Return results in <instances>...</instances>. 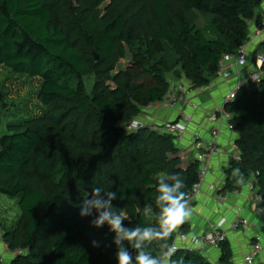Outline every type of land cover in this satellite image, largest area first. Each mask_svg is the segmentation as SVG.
Returning <instances> with one entry per match:
<instances>
[{"label":"trees","instance_id":"16d2710c","mask_svg":"<svg viewBox=\"0 0 264 264\" xmlns=\"http://www.w3.org/2000/svg\"><path fill=\"white\" fill-rule=\"evenodd\" d=\"M105 1L111 3L100 17L97 9ZM263 3L142 0L138 4L155 17L147 30L139 8L125 0H0V67L40 78L38 97L45 105H66L0 133V193L18 197L21 209L15 225L2 234L10 250L22 252L11 264H117L115 234L108 225L91 226L95 212L79 216L85 195L91 198L94 187L116 191L113 205L127 211L125 226H135L154 222L142 210L153 204L159 174L179 173L184 191L193 187L199 163L184 162L175 135L127 127L170 90L171 54L197 86L210 84L221 56L235 52L261 24ZM199 14L210 19L205 27L198 25ZM127 48L132 65L114 73ZM91 73L96 75L93 92L85 80ZM226 108L242 151L228 172L238 169L242 180L256 179L264 209V78ZM236 179L228 178L226 187L234 189ZM180 232H187L185 224ZM175 238L173 232L169 242ZM219 248L220 264H235L228 239ZM178 249L174 258L183 256L186 264H212L200 250ZM152 251L159 254V242Z\"/></svg>","mask_w":264,"mask_h":264},{"label":"built area","instance_id":"2783aa9c","mask_svg":"<svg viewBox=\"0 0 264 264\" xmlns=\"http://www.w3.org/2000/svg\"><path fill=\"white\" fill-rule=\"evenodd\" d=\"M264 44V12L262 13V21L259 26H254L246 41L241 44L235 52L224 53L218 63V70L214 81L208 85L192 86L191 84L178 82L171 85L170 90L165 97L157 102L149 103L145 107V112L141 113L132 124L127 127L128 130H136L143 127H150L160 132H167L173 134L177 138V142H181L186 134L189 133L191 124H193L192 115L185 110H181L179 117L167 121L162 124L149 123L146 118L150 110L157 113L159 111L177 108L181 104L189 105L194 109H199L201 106L198 102L193 100L194 95L201 94L204 91L212 88L218 82L228 83L232 79L229 91L223 96L222 104L215 110L207 111L206 115L209 121L217 123L210 129V137L204 138L198 132L191 134L193 145L192 149L195 152V160L199 163V179L193 187L187 191V199L189 201L190 209L193 207V202L196 195L202 190L203 185L207 181L208 175L212 171V163L216 155L222 154L223 148L220 145L221 127L225 125L229 130L236 132L235 126L232 123L233 115L227 110L226 105L236 100L239 92L243 90H252L258 87L264 78V52L259 49V46ZM232 151H227L228 156L236 161L241 160V149L239 145L234 142ZM256 179L253 178L248 181V186L253 193V199L257 202L256 211L264 217V209L259 206L261 196L257 194L255 187ZM210 190L216 191V184L214 182L209 185ZM225 219L218 223L217 226L212 227L210 230L203 233L201 236L196 237L193 241L196 243L187 248L195 250H204L206 246L219 248L221 243L227 239V232L223 225ZM250 225L249 220L243 217H238L231 222L230 228L233 230H241ZM174 244L177 248L176 239ZM263 246L261 241L257 240L250 246L249 251L244 255L245 264H258L257 257L262 251Z\"/></svg>","mask_w":264,"mask_h":264},{"label":"crops","instance_id":"0c3cea01","mask_svg":"<svg viewBox=\"0 0 264 264\" xmlns=\"http://www.w3.org/2000/svg\"><path fill=\"white\" fill-rule=\"evenodd\" d=\"M258 11L261 14L264 12V3ZM233 82L230 79L228 83H216L207 90L209 98L206 101H202L201 94L194 95L193 100L201 106L197 110L189 105L181 104L177 108L160 111L148 120L149 123L158 124L172 121L179 117L181 110L188 111L192 115L193 124H191L189 133L186 134V137L180 143V154H182L181 157L184 162L195 160V156L193 159L183 157L187 150L191 151L193 148L191 136L193 132H198L204 138L210 137L209 131L217 123L209 121L206 113L209 110L217 109L222 104L223 96L229 91ZM156 116L159 117L156 118ZM221 128L219 142L225 152L215 156L212 163V171L208 175L202 190L194 199L193 207L191 208V218L176 228L174 231L176 233L175 239L179 246H193L196 244L193 242L196 237L201 236L225 219L223 227L227 232V239L231 245L233 262L235 264H245L244 255L249 251L251 244L259 240L263 249L257 257V263L264 264V217L260 216L256 211L257 202L253 199V193L248 186L249 180H242L240 183H236L234 189L226 187L228 178L233 179V171L231 173L228 172L232 158L226 152L233 150L232 145L237 138V133L229 130L225 125H222ZM212 182L216 184V191L210 190L208 186ZM237 184H240V186L237 187ZM238 217L246 218L249 220L250 225L241 230L231 229V222ZM184 224L187 232L181 233L180 228ZM201 252L212 264H220V248L206 246Z\"/></svg>","mask_w":264,"mask_h":264},{"label":"clouds","instance_id":"9594fccd","mask_svg":"<svg viewBox=\"0 0 264 264\" xmlns=\"http://www.w3.org/2000/svg\"><path fill=\"white\" fill-rule=\"evenodd\" d=\"M233 177L237 178V183L243 179L238 169L233 170ZM185 187L179 173L158 175L152 197L156 211L153 204L145 205L142 210L144 216L154 217L152 224L125 226L124 221L129 220L128 216L113 205L117 192L103 191L100 187L93 188L91 198L85 195L79 205V216L90 217L95 212L97 215L91 220V226L101 228L108 225L109 231L115 234L113 243L117 249V264H186L183 256L174 258L179 249L169 242L176 228L192 215ZM156 242H159V254L152 251ZM92 246L99 245L92 241Z\"/></svg>","mask_w":264,"mask_h":264},{"label":"rangeland","instance_id":"374dc122","mask_svg":"<svg viewBox=\"0 0 264 264\" xmlns=\"http://www.w3.org/2000/svg\"><path fill=\"white\" fill-rule=\"evenodd\" d=\"M140 1L142 0H125V4L128 5L129 7L134 5L137 8H139L138 12L141 13L142 15L141 17H143L142 25L144 29L148 30L151 27L152 21L155 22L154 12L147 7L145 8L141 7L138 4V2ZM110 3H111L110 1H105L98 7L97 10L100 17L106 14V11L110 6ZM74 6L79 7L80 4L76 2ZM197 20H198V25L200 27H205L210 19L209 17L203 14H199ZM131 25L133 24L131 23ZM140 29L138 30L136 29L139 35L141 32H143ZM147 33L149 32H146V34ZM149 34H151V32ZM207 34L209 36H213V34L210 33L209 31L207 32ZM259 49L262 52H264V44H261L259 46ZM170 57L173 66L172 70L167 73V77L170 80V82H172V84H175L181 81L184 83L191 84L194 87L195 86L197 87V85L191 79H189L186 76V74L183 72V70L181 69V65L180 64L177 66L175 65V59H177V56L171 54ZM132 63H133V52L131 49L127 48L125 56L119 57L117 59L116 61L117 65L114 70V73H117L120 70L127 69L129 66L132 65ZM177 71L181 72L180 77H177L175 75ZM95 76H96L95 73H91L87 75L85 79L89 92H93L95 86V79H96ZM214 78L212 81H214ZM109 84L111 86H115L113 82H110ZM40 85H41L40 78H33L14 72L6 66L0 67V117L2 120L0 133H7L8 127L12 123L23 122L26 119H31V118H41L47 114L48 110L58 109L59 111H63L66 105L65 104L63 105L61 102L51 106L42 103V101L38 97ZM208 98H209V93L207 91L201 93L202 101H206L208 100ZM144 112L145 110L143 109V113ZM147 113H149L150 116H155L154 114H157L154 113V111L152 110H150ZM157 117L159 116H156V118ZM150 118H146V120L148 121L150 120ZM194 156H195V152L194 150L191 149V151L187 150V152H185L183 157L193 159ZM240 156L242 158V151L240 153ZM122 211L128 216V213L125 209H122ZM20 216H21V209L19 206V198L9 197L5 194L0 193V254L2 258V264H11L12 259L17 254L22 253L20 251L13 252L12 250H10L8 248V245L4 242L2 238V234L4 233V231L7 229H11L18 221Z\"/></svg>","mask_w":264,"mask_h":264},{"label":"water","instance_id":"95a60500","mask_svg":"<svg viewBox=\"0 0 264 264\" xmlns=\"http://www.w3.org/2000/svg\"><path fill=\"white\" fill-rule=\"evenodd\" d=\"M95 58L98 59V55L95 54Z\"/></svg>","mask_w":264,"mask_h":264}]
</instances>
